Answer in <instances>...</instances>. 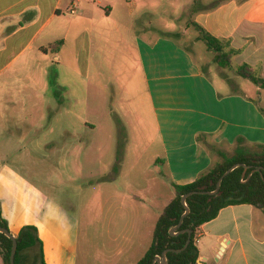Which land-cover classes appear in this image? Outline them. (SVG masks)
Listing matches in <instances>:
<instances>
[{
  "label": "crops",
  "instance_id": "obj_1",
  "mask_svg": "<svg viewBox=\"0 0 264 264\" xmlns=\"http://www.w3.org/2000/svg\"><path fill=\"white\" fill-rule=\"evenodd\" d=\"M111 15L109 5L94 15L91 0H0V66L4 70L13 62H65L63 49L69 43L84 36L90 40L95 30L114 31L107 25ZM87 18L90 24L83 28ZM193 23L216 38L230 40L238 51L234 66L249 64L264 77V0H212V8L200 11ZM59 41L63 42L59 52H50L49 47ZM138 53L162 147L153 163L161 168L139 190L99 188L98 211L112 210L113 220L106 228L98 216V232L103 224L112 242L97 252L95 262L86 252L81 264H137L152 245L156 223L173 198L168 197L170 185L194 182L218 161L217 152H234L239 137L244 138L239 147L245 149L264 145L260 100L218 86L190 49L172 39L139 42ZM75 60L81 62L77 53ZM257 90L264 89L257 86ZM3 111L0 106V121ZM71 113L69 108L54 110L49 124L58 114ZM5 123L0 124L4 137L0 146L5 148L0 153L2 218L16 237L24 226L37 228L45 264H80L78 216L62 198L10 163L11 148L24 141L11 137L10 121ZM196 245L197 264H264V214L249 204L227 206L199 227Z\"/></svg>",
  "mask_w": 264,
  "mask_h": 264
},
{
  "label": "rangeland",
  "instance_id": "obj_2",
  "mask_svg": "<svg viewBox=\"0 0 264 264\" xmlns=\"http://www.w3.org/2000/svg\"><path fill=\"white\" fill-rule=\"evenodd\" d=\"M100 1L91 0L94 15L109 5L112 15L107 25L114 27L113 32L95 30L90 40L84 36L69 43L63 49L65 62H13L4 70L0 66V106L4 108L0 124L10 121L11 137L24 141L11 148L9 161L73 207L80 220V264L86 252L95 262L97 252L112 242L103 224L98 232L99 217L106 228L113 220L112 210L98 211L99 188L139 190L161 168L153 163L162 147L140 65L139 42L163 38L180 43L218 86L248 93L264 106V90L259 92L234 68L222 69L213 63L212 53L199 38L193 22L200 11L212 8V0ZM84 22L83 28H88L90 19ZM76 53L81 62L75 60ZM64 108L72 113L58 114L50 125L52 111ZM17 126L21 130H15ZM4 150L0 146V153ZM174 195L170 185L169 199ZM22 260L41 264L32 250L24 251ZM0 264H4L1 253Z\"/></svg>",
  "mask_w": 264,
  "mask_h": 264
},
{
  "label": "trees",
  "instance_id": "obj_3",
  "mask_svg": "<svg viewBox=\"0 0 264 264\" xmlns=\"http://www.w3.org/2000/svg\"><path fill=\"white\" fill-rule=\"evenodd\" d=\"M196 27L201 33L199 38L206 43L208 50L212 53L213 63L222 69L234 68L237 74L264 89V77L254 67L246 63L234 66L233 60L238 51L231 48L230 40L216 38L201 26L196 25ZM62 44L63 42L59 41L51 45L50 52L57 54ZM243 142L244 138L236 139V147L231 155L219 153L215 147H212V151L220 155V160L216 161L194 182L186 185L172 184L175 195L161 212L154 229L152 245L137 264H152L155 257L161 256L166 249H173L167 254V264H197L199 259V249L196 245L198 229L216 218L221 209L230 205L249 204L260 209L264 214V145L255 144L253 148L245 149L239 147V144ZM238 163L250 166L244 177V167H238L224 177L217 194L202 195L197 193L188 197L187 204L190 213L176 231L191 230V241L186 249L180 252L175 251L184 248L189 239L187 231L177 236L170 234V229L179 223L181 216L186 211L181 201L182 196L192 191H215L221 176ZM256 168H262V170L253 172ZM0 226L8 228L6 220L2 218L1 208ZM17 239L19 241L15 264H25L22 260V253L26 250L36 251L41 264H45L43 244L35 226H24ZM12 247L13 241L0 232V253L4 264H10Z\"/></svg>",
  "mask_w": 264,
  "mask_h": 264
},
{
  "label": "water",
  "instance_id": "obj_4",
  "mask_svg": "<svg viewBox=\"0 0 264 264\" xmlns=\"http://www.w3.org/2000/svg\"><path fill=\"white\" fill-rule=\"evenodd\" d=\"M243 166L244 167V172H243V177L246 175L247 173V170L250 168V166H247L245 164H242V163H238V164H235L233 165L231 168H229L222 176L221 178L219 179L218 181V184H217V189L215 191H192V192H189L185 195L182 196V204L185 206V213L181 216L180 220H179V223L172 227L170 229V234L172 236H177L179 235L180 233H185L186 231L189 233V239L186 243V245L184 246V248L182 249H179V250H175L177 252H180L184 249L187 248V246L189 245L190 241H191V230H183L181 232H177L176 230L179 229L181 227V225L183 224L184 222V219L185 217L190 213V208L187 204V199L189 196L191 195H194V194H202V195H215L217 194V192L219 191L220 189V186H221V183L224 179L225 176H227L229 173H231L234 169L238 168V167H241ZM262 168H256L253 170V172L255 171H261ZM0 232L1 233H4L6 236H8L12 241H13V247H12V251H11V255H10V264H15V257H16V253H17V248H18V239L17 237L8 229V228H5V227H2L0 226ZM170 251H173V249H166L163 254L161 256H156L153 263L152 264H167L168 263V258H167V254L170 252Z\"/></svg>",
  "mask_w": 264,
  "mask_h": 264
},
{
  "label": "built area",
  "instance_id": "obj_5",
  "mask_svg": "<svg viewBox=\"0 0 264 264\" xmlns=\"http://www.w3.org/2000/svg\"><path fill=\"white\" fill-rule=\"evenodd\" d=\"M75 11L74 10H72V13H74Z\"/></svg>",
  "mask_w": 264,
  "mask_h": 264
}]
</instances>
